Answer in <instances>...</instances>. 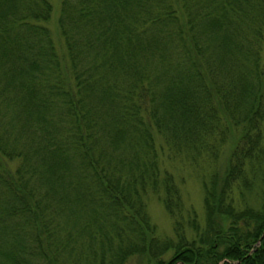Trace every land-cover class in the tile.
<instances>
[{
  "label": "trees",
  "instance_id": "obj_1",
  "mask_svg": "<svg viewBox=\"0 0 264 264\" xmlns=\"http://www.w3.org/2000/svg\"><path fill=\"white\" fill-rule=\"evenodd\" d=\"M52 17L0 0V264H264V0H60ZM165 157L206 163L202 221Z\"/></svg>",
  "mask_w": 264,
  "mask_h": 264
},
{
  "label": "rangeland",
  "instance_id": "obj_2",
  "mask_svg": "<svg viewBox=\"0 0 264 264\" xmlns=\"http://www.w3.org/2000/svg\"><path fill=\"white\" fill-rule=\"evenodd\" d=\"M60 0H50L52 5V20L55 19L57 8L59 6ZM54 23V20H53ZM52 23V24H53ZM262 137L264 143V128H262ZM230 145V140H226L222 145V154L219 156L217 166L220 165L221 160H223L226 151ZM164 156V155H163ZM222 158V159H221ZM6 163L13 167L16 163L15 159L6 160ZM162 165L165 166L168 171L173 174V177L180 189V195L185 206H191L197 213L199 221H202L203 210H202V191L200 185V177L203 172V168L206 163H202L194 166L191 162L182 161L178 157L173 161H168L167 158H162ZM204 166V167H203ZM258 184L254 186L253 195L256 194ZM145 206L147 213L149 214L151 222L155 224L156 234L158 236H170L172 235L171 228V218L165 208L163 207L161 201L158 198V194L154 192H148L146 194ZM254 202L257 201L255 196L251 198ZM167 253L164 255L166 256ZM126 264H144V258H140L137 255H132L127 259Z\"/></svg>",
  "mask_w": 264,
  "mask_h": 264
}]
</instances>
